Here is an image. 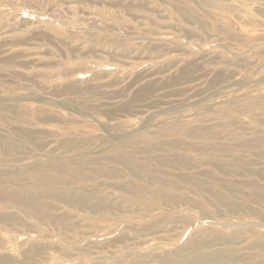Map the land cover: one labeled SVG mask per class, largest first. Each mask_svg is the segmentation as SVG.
<instances>
[{
  "label": "rangeland",
  "instance_id": "rangeland-1",
  "mask_svg": "<svg viewBox=\"0 0 264 264\" xmlns=\"http://www.w3.org/2000/svg\"><path fill=\"white\" fill-rule=\"evenodd\" d=\"M0 252L264 264V0H0Z\"/></svg>",
  "mask_w": 264,
  "mask_h": 264
},
{
  "label": "bare ground",
  "instance_id": "bare-ground-1",
  "mask_svg": "<svg viewBox=\"0 0 264 264\" xmlns=\"http://www.w3.org/2000/svg\"><path fill=\"white\" fill-rule=\"evenodd\" d=\"M107 144V143H106ZM67 157V156H66ZM78 157V156H77ZM60 159V158H59ZM64 159V158H63ZM69 159V158H68ZM131 163V162H130ZM133 165V164H132ZM130 166H131V164H130ZM129 169H132L133 171H137L138 170V168H136V167H130ZM136 173H138V172H136ZM102 175L101 176H104V174L105 173H101ZM85 175V174H84ZM83 176V175H82ZM42 180H45V179H42ZM40 180H38V182H39ZM45 181H47V180H45ZM53 181V180H52ZM130 187H131V190L134 192V193H136V194H145V193H148V191H150L149 189H147L145 186H143V187H139L138 186V184L136 183H134L133 185H129ZM167 188V187H166ZM7 193V192H6ZM155 194V193H154ZM155 195H157V194H155ZM158 196H160L159 194L157 195V197ZM68 197V196H67ZM76 197V196H75ZM88 197V196H87ZM15 198H17V199H15ZM13 200H14V202H19V203H22L24 206L23 207H29V208H31V209H39V210H41L43 207H46V208H48V206H46L45 205V201H43L44 200V198H29V197H27V195H23V196H16ZM78 198V197H77ZM91 198V197H90ZM52 199V198H51ZM81 203H84L85 204V202L86 203H89L91 200H89V199H87V198H85V197H83V198H80V200H79ZM4 203V202H3ZM42 211V210H41ZM253 248V247H252ZM252 248H250L249 250H251ZM213 252V251H212ZM235 252V251H234ZM201 253H202V251H201ZM1 255H2V252H0V257H1ZM215 255V254H214ZM204 256V255H203ZM186 257H190L189 256V253L188 254H186ZM213 256H206V257H204L205 258V260H208V259H210V258H212ZM3 259V258H2ZM5 260V259H4ZM190 260V259H189ZM245 261V260H244ZM0 264H4V262L2 261V260H0ZM249 264V263H248Z\"/></svg>",
  "mask_w": 264,
  "mask_h": 264
}]
</instances>
